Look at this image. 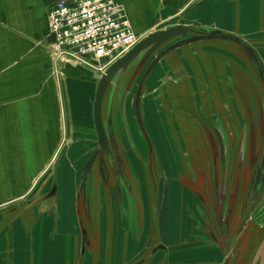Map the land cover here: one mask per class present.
I'll return each mask as SVG.
<instances>
[{"label": "rangeland", "instance_id": "obj_1", "mask_svg": "<svg viewBox=\"0 0 264 264\" xmlns=\"http://www.w3.org/2000/svg\"><path fill=\"white\" fill-rule=\"evenodd\" d=\"M194 7L196 8V6ZM185 16L186 14L183 17L187 18ZM197 16L202 21H208L212 25L215 23L222 26L223 29L226 28L241 35L254 44L264 57V0H213L211 5L205 9H198ZM241 18L242 25H240ZM208 53L209 55H207ZM178 55L186 58L174 60ZM163 63L166 68L161 70L163 65L159 64L158 68L152 69L153 72L144 90L145 105L140 108L142 122L145 124L147 136L152 143V152L148 148V139L146 136L140 135L136 119L131 113L133 110H131L129 98L137 90L138 80L136 79L139 76L133 77L135 75L134 67L126 70L120 83L116 84L115 88L112 87L114 92L111 93L109 90L106 97L105 111L108 113L110 109H115L114 124H118L117 131L121 137L120 142L129 152L130 162L136 167H140L142 172L139 175L145 199H142L139 189L135 186L136 200L135 198L127 199V201L124 200V203L120 199L114 198L113 200L108 190V183L103 188L97 179L93 188H90L89 203L93 211L92 222L86 216L87 210L83 200L80 202V211L84 221H81L80 214L79 217L76 216L75 190L78 193L79 178L90 156L87 151L98 145L95 138L96 131L91 120L83 124L84 127H81L77 132L74 131V126L70 123L62 124L65 134L61 138L58 149L50 157L47 171L40 177L37 186L23 199L0 205V232H5L4 236L0 233L1 254L4 253L2 250L9 249V247H25L28 243L29 231L32 232L29 237L33 242L35 235L33 230L38 225L37 218L39 217L41 222L36 230L35 243L36 246H39H37L38 253L33 257V251L29 250V254H26L25 258L21 260L25 264L26 261L36 264L49 262L51 264H82L81 255L84 257L83 264L87 263L88 259L91 260L88 264H109V253L113 245L119 243L140 245L144 242L145 231H141L140 228H146L143 216L146 209L154 218L149 222V228H153L157 224L156 214L161 213L162 226L166 221L164 217L166 213L168 214L170 219L165 227L170 231L158 232L154 228L157 232H152V238L155 239L153 244L159 242L158 234L171 238L169 244L175 247L173 251H175V261L178 264L200 262L206 256L219 252L218 249L213 248L203 249L205 247L198 239L201 235L197 230L198 223L201 221V212H206L209 201L213 204L212 199L210 200L213 196L212 182L210 179L205 180L204 175V178L201 176V179L199 177L195 179L189 173V163L206 164L204 137L207 136L210 122L213 119L211 117L213 111L208 107L206 100L210 93L204 86L203 80L208 78L209 82L212 80L221 84L219 88L223 94H218V87H210L213 90L211 96L215 98L213 105L220 114V111H223L221 100L225 99L226 117L232 119L235 129L239 130L237 124L242 120L245 124L253 122L261 124L262 122L263 79L242 46L232 41L193 42L191 46H182L178 51H173L172 54L165 56ZM205 63H207L205 67L207 70H205L206 73L204 71L203 73L200 69ZM212 67L219 69L222 75L214 76ZM225 70H227L226 75ZM131 80L132 83H130ZM129 83L136 85L130 89V96L126 98L128 102L127 107L124 104L126 112L120 114L117 110L119 106L121 107V97H123L127 86L130 85ZM222 95L225 97L220 98ZM159 101H161L160 105L157 104ZM233 123H230L231 127H233ZM127 126H130V132L126 128ZM228 129L231 131V128ZM245 133L247 134V131ZM63 151L66 153V157L60 163ZM187 152L189 157L186 155ZM173 159L178 160L180 168L181 183L178 182L179 184L174 182L177 177V168L174 167ZM240 159L237 161L236 167L228 170V184L232 182L233 177L237 181L238 175L246 167L245 157L242 155ZM158 164L164 167V171ZM58 180L62 187L54 193ZM234 182L231 183L233 187ZM101 188L104 189L103 192ZM242 189L245 192L244 186ZM193 190L203 197L194 198ZM100 205L105 220L104 226L102 225L99 229ZM251 208V205L245 208V213H251ZM258 208L261 210L257 213L256 219L254 217L252 221L248 222V227H243L247 238L251 236V232L252 235L256 234L257 240L253 246L254 249H252L254 253L264 237V201ZM113 212H115L114 216ZM117 212L120 215H117ZM128 212H135L137 216L130 215ZM82 222L85 229H88L89 241L86 244L83 240L81 245L79 242L80 233L82 236L84 234ZM253 226L254 228H252ZM132 228H135L133 234H131ZM22 229L25 235L21 234L20 230ZM49 232L51 236L54 232L53 239L48 240ZM242 235L244 236V234ZM238 236L240 239L242 238L240 235H235L232 245H238ZM80 246L82 247L81 251ZM135 251L136 249H132L129 252L130 255H135ZM244 264H249V261Z\"/></svg>", "mask_w": 264, "mask_h": 264}, {"label": "crops", "instance_id": "obj_2", "mask_svg": "<svg viewBox=\"0 0 264 264\" xmlns=\"http://www.w3.org/2000/svg\"><path fill=\"white\" fill-rule=\"evenodd\" d=\"M56 1L0 0V205L23 199L37 186L65 134L62 124L70 123L75 132L90 120L94 124L95 73L52 57L48 21ZM118 1L143 36L181 20L223 29L196 17L213 0L196 8L200 0ZM163 62L161 70L166 68Z\"/></svg>", "mask_w": 264, "mask_h": 264}, {"label": "flooded vegetation", "instance_id": "obj_3", "mask_svg": "<svg viewBox=\"0 0 264 264\" xmlns=\"http://www.w3.org/2000/svg\"><path fill=\"white\" fill-rule=\"evenodd\" d=\"M252 45L256 47L254 44ZM207 55H209V53ZM260 55L264 60V57L262 56L261 53ZM184 58L178 55L175 60H180ZM206 65L207 63H205L203 67H201L200 70H202V72L203 71L205 72V70H207V68H205ZM212 68H213L214 76L222 75L220 74L219 69H216L214 67ZM226 73L227 70H225V75ZM203 81H204V86L208 88V91L210 93V94L208 93L209 98L206 100H207V104L209 105L208 107H210L211 110L213 111L211 116L213 119L210 122L207 136L205 135L204 137L205 146H206V156L204 158L206 159V164L198 163L195 165L192 162L189 163V167H190L189 173L195 179L197 177L201 179V176L203 177L204 175L205 180L210 179L212 182L211 185H212L213 196L210 198V200L212 199L213 204L209 201L208 203L209 205L206 207L207 209L205 210L206 212H201V216H200L201 221L198 223L199 225L197 226V230L201 235V237L199 236L200 238L198 237V239L200 240L201 244H203L205 247L203 249L213 248V249H218L219 252L206 256L205 259L200 262H188V263H179V264H194V263L195 264H244L245 262L248 261L249 264H253L252 260L254 259L253 255L255 253L252 251V249H254L253 246H255L257 238L255 236L256 234L252 235V232L250 234L251 236H248L247 238V236H245L246 232L244 233L245 229L243 228V224H244V219L248 221L253 220L254 217L256 219L258 213L257 207L260 205L262 201H264V180L260 178V172L264 161V157H263L264 156V110L262 112L261 124L257 123L258 124L257 125L254 122L251 124L250 123L245 124V122L242 120L237 124V128L239 130H236L234 127L233 120L227 119L226 117L227 105L225 99L221 100L223 104L222 105L223 111H220V114L217 112L215 105H213L215 98L211 96V92H213V90H211L210 87H218V91H219L218 94H219L223 92L219 88L221 87V84L215 81L213 82L212 80H210L209 82L208 78H205V80ZM224 97L225 96L222 95L220 98H224ZM157 104L160 105L161 101H159ZM115 114L116 112L114 113L113 116L114 117L112 122L113 124L116 120ZM230 123H233V127L230 126ZM117 125L116 123L114 124V128H115L114 137H116V141L119 144V147L112 149L115 158L116 169L114 168L113 164L110 163L109 159L106 158L105 163H107L108 180H104L103 176H101L102 174L100 171V163L99 160L97 159L95 161L94 172L89 177L88 190L89 192H91L90 190L91 186L92 185L94 186L98 179L100 181L98 182L102 184L103 188L106 185V183H108V190L113 200L114 198L118 200L120 199V201L124 203L125 202L124 200L127 201V199L135 198V195L137 194V190L135 186H137V188L139 189L142 199H145L143 194V185L141 181V176L139 175L142 172L140 170V167L137 166L138 167L137 168L136 165H133V163L130 162L131 159L129 152H127V149H125V147H123L122 143L120 142L121 137L119 136L120 134L117 131ZM228 128H231V131H229ZM246 131L247 134L245 133ZM186 155L189 157L188 152L186 153ZM242 155L246 159L245 162L246 167L242 169L243 171L244 170L245 171L244 172L242 171L238 175L237 181H235L234 177L233 180L231 178L232 180L231 183L235 181L233 187V185L231 183L228 184L229 181H227L228 170L231 169L232 167L234 168L237 166V161L241 160L240 157H242ZM173 160L175 161L174 167L176 166L177 168V177L174 179V182L181 183L178 160L175 159ZM158 166L160 167L161 170H163L164 167H162V165L158 164ZM257 182L262 183V189L260 192H257L258 191L256 187ZM243 186L246 188L245 192H243L242 189ZM103 188H101L102 192L104 191ZM192 193L194 195V198H199L200 196L203 197V195H200L198 192L194 190ZM76 199H77L76 216L79 217V214L81 216L80 202H82V198L79 196V193H77V191H76ZM243 202H245L244 203L245 206H250V205L252 206L251 208L252 210L250 211L251 213L246 214L245 212H241L239 210L240 207L241 208L244 207ZM227 203L228 206H226ZM113 209H114V205H113ZM99 213L100 214L98 220L99 221L98 228L100 229L105 220V216L103 215L101 205H100ZM114 213L115 212H113L112 214L113 216ZM118 213L119 212H117V215H120ZM133 213L135 212H130L129 214L137 216L136 213L135 214ZM143 213H144L143 216L146 223L145 225L146 228L144 229L140 228V230L143 232L145 231L144 235L142 232V235L144 236L143 238L144 242L140 245L129 244V243L126 244L119 243L117 245H113V248L109 253L110 254V259L108 261L109 264H178V262L175 261L176 259L174 254L175 251H173L175 250L174 249L175 247L172 244H169L171 238H168L165 235V233L164 235L166 237H164L162 234H160L159 236L158 234L157 239L159 240V242L156 243L155 245L153 244L155 239H153L154 237L152 238V234H153L152 232L170 231V229L165 227V225H167L170 219L168 218V214L166 213L164 217V219L166 218V221L163 226H162L161 213L156 214L155 219H157L158 222L157 224H155V227L149 228L148 226L149 222L151 220H154V218L150 213L147 212V209ZM92 214L93 211L90 207L89 211H86V216H88L90 222H92ZM40 219L41 218L39 217L37 218L38 225L41 222ZM81 221H84L82 220V216H81ZM82 225L84 226L83 222ZM225 225H226V231H224ZM37 227L34 228L33 230V233L35 234L33 238V242L31 237H29L31 236L32 232L29 231L27 245H25V247L24 246L19 247L16 245L17 248L9 247V249L2 250L4 253L1 254L0 252V263L25 264V262L21 260L25 258L26 254H29V250L33 251L32 253L33 257L37 256L38 247H39L38 245L37 247L35 244L37 239V234H36L37 232L36 230L38 229ZM154 228L157 231H155ZM252 228H254V226ZM134 229L135 228L131 229V234H133ZM20 231L21 234L25 235L23 229ZM0 233H2L3 236L5 235V232L1 231ZM80 234L81 235L79 242L82 245V241L84 240V234L83 236L82 233ZM242 234H244V236ZM235 235L242 236L241 239L238 236L239 243L237 246L232 245L233 239H235ZM50 236L51 233L49 232L48 240L54 238V232L52 236L51 237ZM87 241H89L88 229H87V238L86 241H84V243L87 244L88 243ZM225 247H227V249H225ZM132 249H136L135 255L133 256L130 255L129 253L130 251H132ZM81 250L82 247L80 246V251ZM26 258H30V257H26ZM81 258L83 264L84 257L81 255ZM90 262L91 260L88 259L87 263L85 264H88ZM26 264H36V263H28L26 261ZM39 264H50V263H39Z\"/></svg>", "mask_w": 264, "mask_h": 264}, {"label": "water", "instance_id": "obj_4", "mask_svg": "<svg viewBox=\"0 0 264 264\" xmlns=\"http://www.w3.org/2000/svg\"><path fill=\"white\" fill-rule=\"evenodd\" d=\"M203 1L205 0H200L195 6L197 7ZM209 40H223V42L232 41L242 46L248 57L255 64L254 66H256L257 70L259 71L260 76L262 77L261 79H263L264 83V60L262 59L260 53H258V49H256V47H254L244 37L215 26L203 25L199 21L187 23L185 20H181L178 24L172 27L150 33L149 35L145 36L138 44H136L133 49H131L123 57L119 58L115 63H113L106 71H104V73L94 74V79H96L97 81V88L92 112L94 121L93 125L96 131L95 138L98 145L87 151V154H92L88 161L85 163L83 172L81 171L82 175L80 174L81 176L79 178L80 182L78 189L79 196L84 201L83 203L85 204L87 211H89L90 209L89 201L91 194V192H89L88 190V181L89 177L94 172L95 161L97 159L99 160L100 171L102 174L101 176H103L104 180H108L107 163H105L106 158L109 159L110 163L113 164L114 168L116 169L115 158L112 150L113 148L119 147V144L116 141V137H114L115 128L114 124L112 123L114 118L113 116L116 111H114V109H110V112L108 113H106L105 111L106 97L109 90L111 93L114 92V90H112V87L115 88L116 84L120 83V80L124 77L126 70L130 69L131 67L135 68V75L133 77L136 78V76L139 75L136 79L138 80V84L136 82L137 90L135 93L131 94V96L129 95L130 89L134 85H136L134 83L133 85H131V80L129 83L130 85L127 86L123 97H121V107L119 106V109L117 111H119L120 114H124V112H126V110H124L127 107L126 105H128L126 98L130 96V101H128L132 108L131 110H133L131 111V113L134 116V119H136V123L138 124V128L141 133L140 135L144 137L146 136V138L148 139V148H150V152H152V143L147 136L148 133L146 131L145 124L142 122V110L140 109L142 106L141 96H143V92L146 86L145 83L148 82V78L153 72L152 69H155L159 64H161V62L164 61L165 56L172 54L173 51H178L182 46H191L193 42L201 43ZM146 66L148 67L146 68V70H144ZM124 104L126 107H124ZM126 128H128V131L130 132V126H127ZM65 157L66 153L64 152L59 162L61 163ZM260 178L264 180V161L260 172ZM256 187L258 190L257 192H260L262 189V183L257 182ZM55 188L56 190H54V193H56L58 190V183H56ZM91 188H93V185L91 186ZM244 203L245 202H243V205ZM244 207L247 208L248 206L244 205ZM244 207H240L239 210L241 212H246V209ZM260 210L261 209H259L258 212ZM249 221L244 219L243 227H248ZM82 229L84 233V241H86L87 229H85L84 226ZM224 231H226V225L224 226ZM252 261L253 264H264V237L262 238L260 245L257 247L254 259Z\"/></svg>", "mask_w": 264, "mask_h": 264}, {"label": "built area", "instance_id": "obj_5", "mask_svg": "<svg viewBox=\"0 0 264 264\" xmlns=\"http://www.w3.org/2000/svg\"><path fill=\"white\" fill-rule=\"evenodd\" d=\"M118 0H57L49 12L52 57L104 73L144 37Z\"/></svg>", "mask_w": 264, "mask_h": 264}]
</instances>
